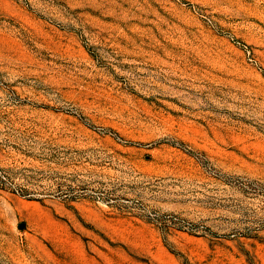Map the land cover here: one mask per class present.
I'll return each mask as SVG.
<instances>
[{
    "label": "rangeland",
    "instance_id": "obj_1",
    "mask_svg": "<svg viewBox=\"0 0 264 264\" xmlns=\"http://www.w3.org/2000/svg\"><path fill=\"white\" fill-rule=\"evenodd\" d=\"M0 264H264V0H0Z\"/></svg>",
    "mask_w": 264,
    "mask_h": 264
}]
</instances>
